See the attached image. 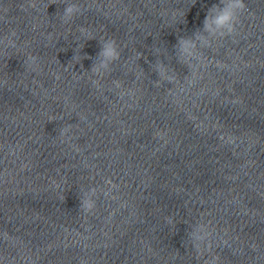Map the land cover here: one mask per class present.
<instances>
[{
    "label": "clouds",
    "instance_id": "obj_1",
    "mask_svg": "<svg viewBox=\"0 0 264 264\" xmlns=\"http://www.w3.org/2000/svg\"><path fill=\"white\" fill-rule=\"evenodd\" d=\"M40 0H32L30 7H33L37 11L39 10ZM62 3L64 5L62 12H57L56 16L60 19L62 24H71L78 16L83 15L86 10L84 6L77 2H69V0H49L46 4L45 13L52 4ZM5 15H7V5H4ZM247 11L244 0H219L218 4H213L208 8L205 18L202 22V27L197 28L191 36L181 37L178 39L176 45V59L182 64L186 65L189 69V75L185 76V83L191 85L192 80L189 77H195L196 71L198 70L201 59L202 49L211 48L213 43L218 40H223L227 37H234L237 34V25L241 22V16ZM48 16V14H47ZM80 35L85 37V40L93 39L88 30L80 27ZM3 43V41H0ZM5 50L9 47H15V42L11 39V36L7 38V43L4 44ZM84 47V44H78L79 51H75L71 61H77L75 64L80 63L81 68L83 65L81 61L83 59H91L86 54L80 55V50ZM121 46L112 38H105L100 41V51L98 52L90 71L85 70L80 74L83 76L84 73L89 74L94 87H102L101 81L104 80L106 74H110L113 71V66L121 58ZM142 54L137 52V61L141 58ZM10 57V56H8ZM6 57V58H8ZM79 57V59H77ZM146 58V57H145ZM70 61V62H71ZM36 64V58L29 55L25 60L24 64ZM73 64V67L74 65ZM35 70V69H33ZM153 70L158 74L159 79L153 81L154 86L161 87L163 83H171L175 87L178 83V75L170 69L168 64L158 60L153 66ZM75 72V71H74ZM77 73V72H76ZM139 79V76H137ZM7 81H4L6 84ZM114 89L123 88V83L119 80L111 81ZM171 91V88H169ZM124 92L121 93L123 96ZM51 121H55L54 119ZM72 125L71 123L67 126L62 125L59 129V136H68L71 138ZM105 185L108 186L106 189L99 186L90 185L80 187L79 199H80V211L85 215L94 213L97 206L98 199L103 196L108 198L111 196L113 189L116 187L111 180H105ZM55 187L59 188L60 185L53 181ZM63 191V189H61ZM168 223H172L171 218H166ZM213 229L211 225L203 220L197 221L195 224H191V230L187 233V239L192 243L196 249L205 248L211 245L213 237Z\"/></svg>",
    "mask_w": 264,
    "mask_h": 264
}]
</instances>
